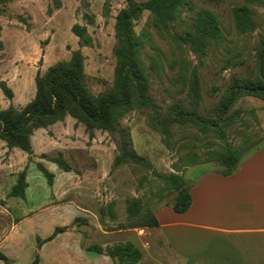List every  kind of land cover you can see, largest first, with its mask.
<instances>
[{
  "label": "trees",
  "instance_id": "1",
  "mask_svg": "<svg viewBox=\"0 0 264 264\" xmlns=\"http://www.w3.org/2000/svg\"><path fill=\"white\" fill-rule=\"evenodd\" d=\"M13 1L15 0H0V6ZM243 1V5L233 9V19L236 30L240 34H247L254 32L258 25L257 11L253 5H262L264 0ZM146 12L149 13V18L138 32L136 27ZM184 14L191 16V26L185 32L178 33L174 30V25ZM73 33L80 38L82 46L91 45L92 39L86 25H74ZM115 34L116 66L111 89L97 95L92 93L85 72V56L80 49L75 50L70 59L59 61L44 74L36 76V94L28 104L22 108L10 105L0 110V140L6 143L7 148H17L31 156L34 132L63 122L66 117L71 116L77 120V125L85 127L90 139H93L95 130L108 132L115 137L117 153L112 169L123 165L151 168L152 164L147 158L135 150L130 130L121 126V120L129 112L141 109L149 111V125L162 135L163 142L168 147L172 146L177 129L194 128L204 136H212L220 141L219 149L208 148L202 153H188L185 158L187 165L218 162L224 168L220 173H234L244 156L252 152V145L248 140L238 146L229 142L227 129L241 119L242 112H246L235 108L242 98L252 96L264 100V37H260L255 49L254 71L246 77L232 76L220 100L210 108L203 106L197 66L191 71L189 67H183L182 76L188 80L186 102L163 108L151 91L152 77L162 69L164 57L155 35L162 39L170 37L178 46H187L201 60L210 50L226 42L218 15L208 7H199L196 0H125V6L116 16ZM147 58L150 59L149 63ZM1 86L5 95L12 99L13 91L5 83ZM250 112L254 114L255 111ZM43 158L55 162L64 171L73 170L62 153L52 157L43 155ZM38 169L52 185L54 175L42 164H38ZM178 171L154 174L163 183L158 196H162L165 191L168 195L173 194V202L170 204L177 213H184L192 204L191 185ZM26 178L27 169L19 174L9 197H25L28 187ZM113 207L111 203L99 208L102 223L106 216L116 219ZM127 211L128 223L117 225V229L158 226L154 211L139 199L129 200ZM79 222L81 220L76 219L74 223ZM65 230L67 228H57L46 241ZM89 250L105 253L115 264H139L143 258L141 249L131 242L106 248L94 245ZM0 260L5 264H12L1 253ZM39 262L37 254L32 264Z\"/></svg>",
  "mask_w": 264,
  "mask_h": 264
},
{
  "label": "rangeland",
  "instance_id": "2",
  "mask_svg": "<svg viewBox=\"0 0 264 264\" xmlns=\"http://www.w3.org/2000/svg\"><path fill=\"white\" fill-rule=\"evenodd\" d=\"M146 1V0H137ZM199 7H208L219 17L226 36V42L213 48L201 60L190 49L178 46L168 37L156 36L164 53L162 69L152 77V95L158 104L167 108L174 103H185L188 80L182 76L183 67L190 71L197 66L202 87L204 108L218 102L229 85L232 76L246 77L255 69V49L260 37H264V4L253 5L257 11V28L252 33L240 34L235 27L233 9L243 5V0H196ZM60 3V5H58ZM125 6V0H15L0 6V110L14 105L24 107L36 93L35 78L44 74L59 61L71 58L80 49L85 56V72L92 93L99 94L112 88L117 44L115 22L118 12ZM149 13H145L136 27L139 32L146 24ZM86 25L92 39L90 46H82L80 38L73 33L74 25ZM191 26V16L184 14L174 25V30L183 33ZM149 63L150 59H146ZM5 83L14 93L9 99L2 90ZM235 108H240L241 119L227 129L228 140L234 145L250 141L252 152L264 144V100L252 96L242 98ZM254 110V114L250 111ZM149 111L135 109L122 120L121 126L130 130L135 150L152 164L151 168L141 165H123L104 178L100 190H94L95 200L113 204L118 225L128 223V201L139 199L152 211L173 202L174 195L165 191L157 173L176 172L188 184L196 174L206 171L221 172L224 168L218 162L187 165L186 156L191 151L205 152L208 148L219 149L220 141L204 136L197 129L176 130L172 146L163 142L162 135L149 125ZM51 140L47 149L57 155L58 149H70L75 168H95L97 162L89 153H103L102 161L115 158L117 141L108 132L95 130L93 139L82 134L77 138ZM37 145L41 141H36ZM2 153H13L2 142ZM70 145L75 148H70ZM79 147V148H78ZM80 149V150H77ZM14 153H22L17 149ZM77 153H82L78 157ZM85 153V154H83ZM252 153H247L244 158ZM2 154V164L6 156ZM105 155V156H104ZM8 158V156H7ZM78 161H80L78 163ZM108 165V164H107ZM105 163L103 164V170ZM113 166V165H112ZM176 167V168H175ZM98 191V192H97ZM1 222V221H0ZM116 223V224H117ZM151 228V227H148Z\"/></svg>",
  "mask_w": 264,
  "mask_h": 264
},
{
  "label": "crops",
  "instance_id": "3",
  "mask_svg": "<svg viewBox=\"0 0 264 264\" xmlns=\"http://www.w3.org/2000/svg\"><path fill=\"white\" fill-rule=\"evenodd\" d=\"M86 133L83 125L68 116L34 132L31 156L22 150L14 153L17 148L2 153L0 140V253L12 264H32L37 254L39 264H115L89 247L127 242L143 252L139 264H264V144L243 158L232 174H196L190 183L192 204L186 212L177 213L166 204L154 211L158 226L117 229V220L106 216L102 223L98 214L108 201L93 197L110 175L114 157L102 161L103 153H89L97 166L75 168L74 153L58 149L72 171L43 158L54 156L47 147L56 136L79 142ZM2 154H8L6 164ZM38 164L54 175L52 185ZM26 169L25 197H9ZM76 219L81 222L74 223ZM57 228L67 230L46 241ZM0 264L5 263L0 260Z\"/></svg>",
  "mask_w": 264,
  "mask_h": 264
}]
</instances>
